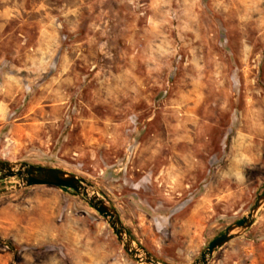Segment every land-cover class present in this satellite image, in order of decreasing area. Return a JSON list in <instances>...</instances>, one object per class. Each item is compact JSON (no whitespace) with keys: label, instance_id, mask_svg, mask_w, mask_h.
<instances>
[{"label":"rangeland","instance_id":"1","mask_svg":"<svg viewBox=\"0 0 264 264\" xmlns=\"http://www.w3.org/2000/svg\"><path fill=\"white\" fill-rule=\"evenodd\" d=\"M0 162L94 186L161 264L264 194V0H0ZM0 182V264H144L82 197ZM209 264H264V207Z\"/></svg>","mask_w":264,"mask_h":264},{"label":"water","instance_id":"2","mask_svg":"<svg viewBox=\"0 0 264 264\" xmlns=\"http://www.w3.org/2000/svg\"><path fill=\"white\" fill-rule=\"evenodd\" d=\"M9 179L19 180V184L16 185L17 190L47 186L61 189L64 192H75L77 196L82 197L95 211L107 220L118 237L119 242L123 244L130 256L140 263L161 264L146 249L136 244L134 238L126 229L118 211L110 206L100 196L97 189L89 185L86 180L58 168L36 166L27 163L17 165L9 162H0V182ZM263 207L264 194L258 198L250 213L239 222L230 226L223 235L212 241L194 264H209L219 250L250 231L254 227L257 216Z\"/></svg>","mask_w":264,"mask_h":264},{"label":"trees","instance_id":"3","mask_svg":"<svg viewBox=\"0 0 264 264\" xmlns=\"http://www.w3.org/2000/svg\"><path fill=\"white\" fill-rule=\"evenodd\" d=\"M73 194H75L76 195V193L75 192H73V191H71ZM77 196V195H76ZM131 235H132V233H130ZM133 236V235H132ZM0 243H1V241H0Z\"/></svg>","mask_w":264,"mask_h":264}]
</instances>
